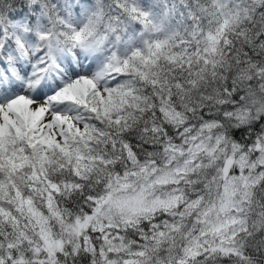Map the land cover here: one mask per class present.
Masks as SVG:
<instances>
[{
  "label": "snow or ice",
  "instance_id": "1",
  "mask_svg": "<svg viewBox=\"0 0 264 264\" xmlns=\"http://www.w3.org/2000/svg\"><path fill=\"white\" fill-rule=\"evenodd\" d=\"M0 264H264V0H0Z\"/></svg>",
  "mask_w": 264,
  "mask_h": 264
}]
</instances>
